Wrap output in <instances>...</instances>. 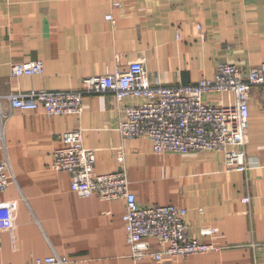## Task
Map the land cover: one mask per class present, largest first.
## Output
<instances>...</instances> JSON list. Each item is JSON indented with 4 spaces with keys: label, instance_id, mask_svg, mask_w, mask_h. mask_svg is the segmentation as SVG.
I'll list each match as a JSON object with an SVG mask.
<instances>
[{
    "label": "crops",
    "instance_id": "crops-1",
    "mask_svg": "<svg viewBox=\"0 0 264 264\" xmlns=\"http://www.w3.org/2000/svg\"><path fill=\"white\" fill-rule=\"evenodd\" d=\"M35 60L43 62L41 74H11L13 64ZM134 61L162 85L211 79L223 63L248 73L264 62V0H0L1 95L76 90L84 77L124 72ZM205 99L228 102L226 95ZM136 104L110 93L88 95L79 115L49 116L41 107L22 110L0 101V160L8 159L15 178L0 194V264L53 255L67 258L66 264L264 263V85L249 95L242 171L228 168L220 152L157 154L145 138L122 137L124 109ZM71 130L95 151L97 173L123 168L139 204L185 208L194 237L217 227L205 241L219 250L134 261L124 200L79 197L70 173L51 169L56 140ZM150 242L155 251L165 248Z\"/></svg>",
    "mask_w": 264,
    "mask_h": 264
},
{
    "label": "built area",
    "instance_id": "built-area-1",
    "mask_svg": "<svg viewBox=\"0 0 264 264\" xmlns=\"http://www.w3.org/2000/svg\"><path fill=\"white\" fill-rule=\"evenodd\" d=\"M110 19L108 15L106 17ZM198 37L205 38L200 25ZM41 60L13 64L15 77L41 74ZM264 85V62L248 73L235 64L218 65L211 79L201 78L190 84L162 85L151 81L142 61H134L124 72H108L84 77L76 90H32L24 93L1 95L12 108L35 110L41 107L49 116L79 115L83 98L110 93L118 101L136 99L137 104L126 106L125 119L118 129L122 137L145 138L157 154L191 152H220L228 168L245 170V147L248 143L249 95L254 87ZM207 95H226L228 102L213 105ZM0 112V121H2ZM95 151L84 147L79 130L63 133L52 150L51 169L71 175L70 188L79 197L97 195L102 200L123 199V223L130 256L134 261L150 257L156 261L176 259L219 250L205 238L214 236L217 227L200 230L201 238L191 235L185 219L187 210L175 205H141L129 190L126 171L99 174L94 169ZM119 165L124 162L122 147L116 149ZM15 182L7 158L0 160V194ZM249 202V197L242 199ZM152 240L165 245L155 251ZM1 246V226H0ZM67 258L58 255L37 259L30 264H66ZM254 264H264L255 261Z\"/></svg>",
    "mask_w": 264,
    "mask_h": 264
}]
</instances>
